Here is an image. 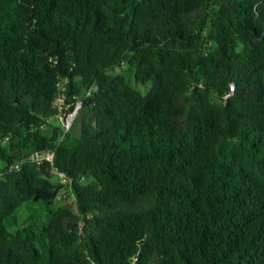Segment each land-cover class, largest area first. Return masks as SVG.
I'll use <instances>...</instances> for the list:
<instances>
[{"label":"trees","instance_id":"obj_1","mask_svg":"<svg viewBox=\"0 0 264 264\" xmlns=\"http://www.w3.org/2000/svg\"><path fill=\"white\" fill-rule=\"evenodd\" d=\"M0 157V264H264V0H0Z\"/></svg>","mask_w":264,"mask_h":264},{"label":"rangeland","instance_id":"obj_2","mask_svg":"<svg viewBox=\"0 0 264 264\" xmlns=\"http://www.w3.org/2000/svg\"><path fill=\"white\" fill-rule=\"evenodd\" d=\"M110 73H112V74H122V73L130 74L131 72L126 67L121 66V67L110 69ZM150 87H151L150 83L140 84L139 90L141 92L145 93L150 89ZM215 97H216V95L213 94L212 98L215 99ZM80 114H81V112L78 111V113L76 115L77 119H79ZM79 132H80V127L78 126V127H76L75 134H78ZM3 165H4V161L0 157V167H2ZM51 177L54 181L60 183L59 187L57 188V194L56 195H58V197L55 200L54 206L60 205L65 201H71L72 200V188H68L67 184L69 182L66 180L65 176L61 173L54 172ZM92 180H94V178L92 176L87 177V178L82 180V183L88 184ZM46 213H47L46 209H41L39 206L34 205V204H27L19 210L20 220L11 229H12V231H15L18 228H20L22 225L30 224L34 221L33 218L36 219L38 216L40 219L37 220V223L39 225H43V223L39 220H43V219L46 220Z\"/></svg>","mask_w":264,"mask_h":264},{"label":"built area","instance_id":"obj_3","mask_svg":"<svg viewBox=\"0 0 264 264\" xmlns=\"http://www.w3.org/2000/svg\"><path fill=\"white\" fill-rule=\"evenodd\" d=\"M233 90L234 87L231 86V91ZM81 106H82V101H79L75 109L71 113H69L64 119V126L66 128L65 131H68V129L71 127ZM54 157H55V151L53 150H48L43 152L35 151L34 153H32L30 159L32 162L36 163L37 165H41L45 160L53 163Z\"/></svg>","mask_w":264,"mask_h":264},{"label":"water","instance_id":"obj_4","mask_svg":"<svg viewBox=\"0 0 264 264\" xmlns=\"http://www.w3.org/2000/svg\"><path fill=\"white\" fill-rule=\"evenodd\" d=\"M6 146V145H5ZM57 194V190H55V192H54V195H56Z\"/></svg>","mask_w":264,"mask_h":264}]
</instances>
